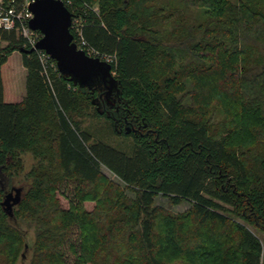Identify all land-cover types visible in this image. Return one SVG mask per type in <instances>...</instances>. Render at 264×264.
<instances>
[{"label":"trees","instance_id":"16d2710c","mask_svg":"<svg viewBox=\"0 0 264 264\" xmlns=\"http://www.w3.org/2000/svg\"><path fill=\"white\" fill-rule=\"evenodd\" d=\"M74 1L117 87L48 76L0 29V168L13 179L35 159L12 214L0 187V264L27 250L30 264H264V0ZM19 60L24 92L6 77ZM88 110L129 148L94 139Z\"/></svg>","mask_w":264,"mask_h":264},{"label":"water","instance_id":"95a60500","mask_svg":"<svg viewBox=\"0 0 264 264\" xmlns=\"http://www.w3.org/2000/svg\"><path fill=\"white\" fill-rule=\"evenodd\" d=\"M30 7L34 13L30 25L43 34L36 48L50 54L56 61L58 69L62 73L71 75L72 79L81 86L92 87L95 83L102 82L107 94H112L118 83L112 64L99 57L89 56L85 51L77 48L70 29L73 15L64 2L35 0ZM36 48L26 52H34ZM21 198V188H12L10 192H6L3 205L9 214H12L14 205L18 204Z\"/></svg>","mask_w":264,"mask_h":264},{"label":"rangeland","instance_id":"374dc122","mask_svg":"<svg viewBox=\"0 0 264 264\" xmlns=\"http://www.w3.org/2000/svg\"><path fill=\"white\" fill-rule=\"evenodd\" d=\"M161 4H166L170 6H174L179 8L181 6L180 2L178 0H174L171 3L167 2V0L161 1ZM96 6H99L98 3L95 4ZM186 13H189L190 16H195L197 9L196 8H188L186 10ZM4 42H0V45H4ZM264 46H262V49ZM19 58V55H16V53L13 54V57L11 58L12 61L15 63L17 62ZM10 59V60H11ZM18 65H14L12 68H6V77L8 76V81L13 83V90L16 92H24L25 90V70L20 63V60L17 63ZM115 75V73H114ZM116 76V75H115ZM92 109V108H91ZM82 126L85 130L90 131L92 135L94 136V139H99L102 138L104 139L107 143H110L114 146H119L123 147L125 149L129 148L131 142L129 139L124 138L123 136H119L115 134L111 128H109L107 122L103 118H98L93 115L92 110H88L86 112V115L82 117ZM25 166L24 170L20 172L18 175H16L13 179H9L7 175H5L2 172V169L0 168V187H4L6 192H10L12 188H21L22 189V194H24L29 186H30V180L28 177V173L32 169L33 165L35 164V159L32 153L28 152L23 155ZM103 171L109 176V178L117 183H123L120 178L117 177L111 170H109L106 167H103ZM15 194V192H14ZM129 194L133 196L134 194L129 191ZM63 200V204L65 207H68V202L66 201L67 195L64 197H61ZM168 200L163 197L159 196L156 199L157 204L160 205H167ZM89 208H93L94 204L92 202L87 203ZM190 203L185 202L181 205H176L173 208L175 212H185L187 209H189ZM240 220V219H239ZM20 225V224H18ZM20 228H22L28 235L29 242L32 244L34 238H35V230L33 227H29L26 224L22 223L20 225ZM252 231L262 240L264 243V232L256 230L254 228H251ZM31 251L27 250V253L23 254V257H21L17 264H30L31 261Z\"/></svg>","mask_w":264,"mask_h":264},{"label":"built area","instance_id":"2783aa9c","mask_svg":"<svg viewBox=\"0 0 264 264\" xmlns=\"http://www.w3.org/2000/svg\"><path fill=\"white\" fill-rule=\"evenodd\" d=\"M34 1L22 0L19 4L18 0H0V29L16 30L25 39L24 45L29 48H36L37 43L43 37V34L39 30H34L30 25V21L34 17L30 6ZM62 1L73 15L70 28L73 34V42L77 45L78 49L85 51L89 56L96 57L99 53L88 43L84 35V20L81 15H77L78 8L75 6V1ZM93 10L98 12V6H94ZM35 51L38 53V57L44 65V73L46 75L49 76V69L51 67L58 69L56 61L45 50L36 48ZM102 57L109 63L114 60V56L111 55H104ZM99 58L102 59L101 57Z\"/></svg>","mask_w":264,"mask_h":264}]
</instances>
